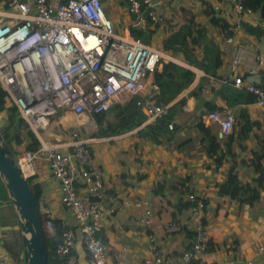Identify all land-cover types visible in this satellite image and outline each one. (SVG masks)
Wrapping results in <instances>:
<instances>
[{
  "label": "crops",
  "instance_id": "obj_1",
  "mask_svg": "<svg viewBox=\"0 0 264 264\" xmlns=\"http://www.w3.org/2000/svg\"><path fill=\"white\" fill-rule=\"evenodd\" d=\"M170 1L165 0L164 9ZM203 1L205 0H198V14H201ZM102 2L118 33L132 24L133 17L127 0ZM187 8L190 10L188 6ZM244 20L251 31L242 27L238 34L243 54L239 64L234 62L235 47L227 44L224 36H217L218 44L224 51V64L219 72L232 85L235 76H242L264 86V66H257L255 63L256 55L264 56V24L257 13ZM204 22L206 20L201 23ZM154 41L162 49L160 30L156 31L152 43ZM164 58L187 68L192 76L182 78V73L177 76L169 74L176 82L171 89L168 85L163 87L157 79H162L163 75L155 72L149 74L142 83L152 85V103L157 99L161 102L163 98H167L169 105L153 119L157 127L147 124L150 128L145 130L147 126L144 124L120 134L111 133L113 129L108 125L115 119V115H124L120 120L127 127L131 124L129 114L130 110L136 109L135 103L140 101L138 105L146 110L147 105L143 103L142 95L137 94L133 101L122 100L118 106L112 105L107 111L100 109L94 114L92 119L98 122L100 131L107 133L105 138L102 135L101 138L89 136L85 142L75 138L67 139L61 123H58V119H53L45 139L48 143H57V149L61 152L64 148H71L73 151L72 147L66 146L70 141L87 145L88 150L96 156L104 183L112 193L121 198L129 196L147 201L153 212L149 232L155 235L170 260L174 261L173 264H176L175 257L195 241L196 218L187 204V195L191 192L205 197L206 208L202 213V220L209 238L208 256L194 264H264V259L259 255L260 247L264 246V183L256 181L261 175L264 179V108L258 107L255 102L244 105L255 125L245 136H239L238 133L232 136L231 154L217 165L216 157L207 156L202 142L205 138L204 128L208 126L212 127L222 148L229 142L217 125L206 121V114L214 110L224 111L228 106L221 97L223 82L186 62L168 55ZM167 59L159 67V72L166 71L164 66L170 63ZM179 59L182 60L183 57L180 55ZM252 68H255V74L249 76L248 71ZM168 78L166 77V82ZM161 92L165 96L159 97L158 93ZM159 108V111L163 110L162 106ZM238 114L237 105L236 116ZM106 119H109L108 122ZM82 130L81 136L84 137L87 134L84 126ZM52 133L59 138L60 144L51 137ZM19 147L25 151L24 146ZM233 164L235 169L232 172ZM32 170L30 180L41 192L39 200L45 230L49 235H54L57 226L52 224V220L68 224H72L74 220L61 203L60 186L52 178L47 160L36 159ZM250 189L259 194L256 195ZM172 220L177 221L180 228L175 233H168L163 225ZM149 232L141 225L140 211L120 202L115 217L108 221V231L104 236L109 260L144 264L143 259L151 254ZM14 234L22 237L20 217L10 198L0 203V242L11 259L4 244L11 241Z\"/></svg>",
  "mask_w": 264,
  "mask_h": 264
},
{
  "label": "built area",
  "instance_id": "obj_2",
  "mask_svg": "<svg viewBox=\"0 0 264 264\" xmlns=\"http://www.w3.org/2000/svg\"><path fill=\"white\" fill-rule=\"evenodd\" d=\"M205 1L229 22L224 37L227 44L235 47L234 62L239 64L243 56L238 41L241 22L254 15V10L246 0ZM127 3L132 24L118 33L102 0H0V85L42 143L37 151L25 150L18 159L29 179L34 161L47 160L51 176L60 186L61 203L74 220L72 224L62 223L61 240L49 254L52 264H80L76 251L79 241L88 264H126L124 260H109L104 237L120 202L140 211L141 225L147 233L153 223L147 201L121 198L109 190L96 156L84 144L69 142L66 146L73 151L68 155L57 149V143L49 144L45 139L53 119L71 128L84 124L106 103L140 86L156 72L166 54L134 33L154 30L163 21L165 0ZM255 63L264 66V56L256 55ZM254 74L255 68L248 71L249 76ZM233 85L252 92L255 104L264 108V86L242 76H235ZM236 110L237 105L232 104L224 111H211L206 121L228 136L235 132ZM89 123L91 129L100 131L98 122ZM101 133L105 138L107 133ZM187 201L196 218L195 241L175 257L176 264H194L209 254V238L202 220L205 197L191 192ZM179 228L175 220L163 225L168 233ZM149 242L151 254L143 259L144 264H173L150 232ZM259 255L264 259V246ZM0 264L24 261L12 260L0 242Z\"/></svg>",
  "mask_w": 264,
  "mask_h": 264
},
{
  "label": "trees",
  "instance_id": "obj_3",
  "mask_svg": "<svg viewBox=\"0 0 264 264\" xmlns=\"http://www.w3.org/2000/svg\"><path fill=\"white\" fill-rule=\"evenodd\" d=\"M246 4L251 7L255 13L264 21V0H246ZM200 13L206 17V22L201 23L196 21L197 14L190 11L184 0H171L165 6L163 13V21L156 26L154 30L135 31L136 37L142 39L146 44H152L156 31L160 30L162 34L163 50L175 57L180 55L184 61L191 66L204 71L207 75L221 80V97L227 105H238L239 114L236 116L235 132L228 135L229 142L222 148L221 143L213 134L211 126L204 128L205 138L202 142V147L205 148L207 156L216 157L215 162L220 165L223 160L231 154V139L235 133L239 136H245L250 133L252 126L255 125L250 119V114L244 105H249L255 102V95L246 88H235L228 79H224L219 72L224 64V51L221 49L217 41V36H225L228 31L229 22L221 13L214 10L213 5L209 1H203ZM242 27L251 31L245 20L241 22ZM169 74L181 75L183 77H191L192 73L185 67H182L171 62L164 66ZM168 67V68H167ZM132 100H135L132 99ZM136 120L127 127L121 124V120L113 121L108 126L113 130L111 133L120 134L122 132L137 129L147 123V116L141 112L135 116ZM0 129L6 141L18 154L17 147L24 146L25 150L32 152L37 151L42 143L37 135L30 129L26 120L20 114L18 108L11 103L7 92L0 85ZM104 119H102L103 121ZM109 119H106L108 122ZM231 141V142H230ZM256 157V159H258ZM235 159V158H234ZM235 165L231 167L233 172ZM31 181V180H30ZM256 181L264 183L262 175ZM33 185V182L31 181ZM248 186V185H247ZM35 194L40 198L41 192L37 186H34ZM189 188H187V191ZM256 195L259 193L256 190L250 189ZM0 203L9 200L10 196L0 177ZM190 208L192 204L188 201ZM16 214V213H15ZM52 224L57 226V231L54 235H49L46 231V240L49 254L53 251L57 243L61 240L63 232L62 223L52 220ZM3 223V220H2ZM14 238L4 244L5 248L10 252L14 261L22 262L23 260V241L20 235L14 234ZM51 263V258L49 261Z\"/></svg>",
  "mask_w": 264,
  "mask_h": 264
},
{
  "label": "water",
  "instance_id": "obj_4",
  "mask_svg": "<svg viewBox=\"0 0 264 264\" xmlns=\"http://www.w3.org/2000/svg\"><path fill=\"white\" fill-rule=\"evenodd\" d=\"M16 154L0 129V177L20 217L24 264H49L40 200ZM76 251L79 263L88 264L81 241L77 243Z\"/></svg>",
  "mask_w": 264,
  "mask_h": 264
},
{
  "label": "rangeland",
  "instance_id": "obj_5",
  "mask_svg": "<svg viewBox=\"0 0 264 264\" xmlns=\"http://www.w3.org/2000/svg\"><path fill=\"white\" fill-rule=\"evenodd\" d=\"M186 3H187V6L190 8V10H192V11H194V12H196L197 11V9H198V0H186ZM196 14H197V18H196V21H200V22H202V21H205L206 20V18L205 17H203L201 14H198V11L196 12ZM154 45L156 46L157 45V41H154ZM162 50H163V48H162ZM163 52L166 54V55H168V56H170V57H172V58H174V59H177V60H180V61H182V62H184L185 63V61L182 59H179V57H175V56H172V55H169V54H167L164 50H163ZM165 59H167V58H165ZM169 62H171L172 64H174L175 62L174 61H171V60H169V59H167ZM175 65V64H174ZM168 68V67H167ZM155 73H158L159 75L160 74H162L163 76V78L161 79V78H157L158 80H159V82L163 85V87L166 85H168V87L171 89L174 85H176V82H174L171 78H170V75H169V71H165V70H163V71H161V72H159V71H157V69H156V72ZM169 77L168 78V82H166L167 80H166V77ZM147 78V77H146ZM146 78H145V80H146ZM171 79V80H170ZM144 80V81H145ZM143 81V82H144ZM176 81H177V79H176ZM142 82V83H143ZM152 85L151 84H146V82H145V84H140V86H137L136 88H132V89H130V90H134V93H135V96H136V98H137V94H141L142 95V98H143V103H145L146 105H147V108H146V110H142V106H140V105H138L139 103H135L134 105H136V109H133V110H130L131 111V113L129 114L130 115V122L129 123H132L133 121H135L136 120V117L135 116H137V115H140L141 114V112L143 113V112H146V111H148V110H150L149 108H148V104H147V102H150L151 100H150V98L151 97H154L152 94H151V92H152ZM127 91V90H126ZM125 91V92H126ZM124 92V91H123ZM156 92H157V88H156ZM155 92V93H156ZM157 94V93H156ZM158 95H160L159 97H163V96H165V94L163 93V92H161V93H158ZM119 96V95H118ZM116 97L114 100H112V101H110V102H108V103H106L104 106H103V108L100 110V111H102V110H104V111H107V109H108V107L109 106H118L119 104H121L122 103V101H120L119 100V97ZM168 96V95H167ZM162 99V98H161ZM165 99V100H164ZM166 100H167V98H163V101H159L158 99L156 100V101H153L154 103H152V108H153V112L155 113V116L157 115V113H162L163 111H164V109H166V107H167V105H169L168 104V102H166ZM133 101V100H132ZM152 102V101H151ZM160 105V106H159ZM163 107V110L161 111H159L158 109H160L159 107ZM139 107H141V109L139 108ZM151 107V106H150ZM158 108V109H157ZM138 109H139V111L140 112H138ZM136 110V111H135ZM124 115H122V114H119V115H115V119L114 120H112V122L113 121H115L116 119H122V117H123ZM155 116L152 118V119H154L155 120ZM93 117H91V118H89V119H87L86 120V122L84 123V124H81V125H79V126H76V127H74V128H71L70 127V125H68V127H70V128H68V127H65V126H62L63 127V129H64V132L66 133L65 135H66V138L68 139H73V138H75V139H77V140H82L83 142H85L86 140H87V138L89 137V136H91V137H98V138H101V131H99V130H97V129H91L90 128V123L89 122H91V120H94V119H92ZM154 120L152 121V123L149 125V126H153V127H157V125H156V123L154 122ZM60 121V120H59ZM3 122V120L2 119H0V123H2ZM59 123V122H58ZM60 125V124H59ZM215 125V124H214ZM83 126H84V128L86 127L87 129H86V132L85 133H87L84 137H82L81 136V134H82V128H83ZM145 126H147L146 128H145V130H148V128H150V127H148V125H145ZM216 126V125H215ZM217 128V127H216ZM74 129V130H73ZM50 133H51V131H50ZM51 137L52 138H54L56 141H60L59 140V138H56L55 136H54V133H52V135H51ZM65 138V139H66ZM62 141H65V140H62ZM67 141V140H66ZM73 141V140H72ZM66 145H68V144H66ZM84 146H87V145H85L84 144ZM17 149V151L19 152L18 154H16V155H22L24 152V150L21 148V147H17L16 148ZM71 148H64L63 150H62V152H64L65 154H68V155H70V153H71Z\"/></svg>",
  "mask_w": 264,
  "mask_h": 264
},
{
  "label": "bare ground",
  "instance_id": "obj_6",
  "mask_svg": "<svg viewBox=\"0 0 264 264\" xmlns=\"http://www.w3.org/2000/svg\"><path fill=\"white\" fill-rule=\"evenodd\" d=\"M165 60V58L163 57L160 61H159V63L157 64V66H156V69H157V71H158V69H159V67L161 66V64L163 63V61ZM119 100L120 101H122V100H128V101H131L132 99H134L135 98V93H134V90H128V91H126V92H124V93H122V94H120L119 96ZM139 103H140V101H139ZM147 104H148V108L150 109V110H148V111H146V112H143L146 116H147V123H152V121H153V117L155 116V113L153 112V108H152V102L150 101V102H147ZM151 106V107H150ZM56 142H60V141H56ZM71 142V141H70ZM46 143H48L47 142V140H46ZM49 144H51V143H49ZM60 144V143H59Z\"/></svg>",
  "mask_w": 264,
  "mask_h": 264
}]
</instances>
